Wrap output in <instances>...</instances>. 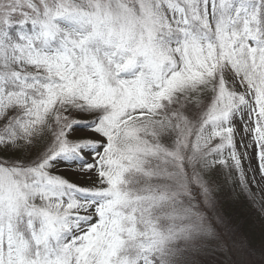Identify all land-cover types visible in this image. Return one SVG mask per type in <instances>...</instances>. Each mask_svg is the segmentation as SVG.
<instances>
[{"label": "snow or ice", "instance_id": "1", "mask_svg": "<svg viewBox=\"0 0 264 264\" xmlns=\"http://www.w3.org/2000/svg\"><path fill=\"white\" fill-rule=\"evenodd\" d=\"M0 264H264V0H0Z\"/></svg>", "mask_w": 264, "mask_h": 264}]
</instances>
